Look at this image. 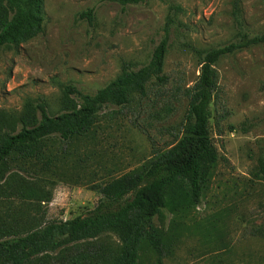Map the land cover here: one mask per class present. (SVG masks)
Returning <instances> with one entry per match:
<instances>
[{"label": "rangeland", "instance_id": "374dc122", "mask_svg": "<svg viewBox=\"0 0 264 264\" xmlns=\"http://www.w3.org/2000/svg\"><path fill=\"white\" fill-rule=\"evenodd\" d=\"M44 4V32L18 50L0 52V110L19 113L27 102L44 99L51 116L62 114L64 102H81L67 87L93 96L124 68L147 66L162 42L168 81L153 80L147 95H136L127 107L105 108L88 138L57 143L62 161L42 175L50 201L21 205L0 197V218L68 220L94 209L97 185L140 167L181 137L199 54L241 41L236 4L244 31L264 34V0H150L125 9L109 0ZM91 9L92 21L82 16ZM216 70L212 138L220 159L198 206L177 196L157 216L163 264H264V179L255 176L264 163V44L221 58ZM139 264H158L149 246Z\"/></svg>", "mask_w": 264, "mask_h": 264}, {"label": "trees", "instance_id": "16d2710c", "mask_svg": "<svg viewBox=\"0 0 264 264\" xmlns=\"http://www.w3.org/2000/svg\"><path fill=\"white\" fill-rule=\"evenodd\" d=\"M109 1L125 9L150 0ZM44 5V0H0V52L18 50L44 32ZM82 16L92 21L93 9ZM234 16L241 41L199 54L200 75L186 93L188 109L181 137L140 167L97 185L101 197L94 209L82 215L68 220L30 215L0 218V264H139L145 246L163 264L157 216L177 196L198 206L220 159L212 138L213 107L219 91L216 64L244 48L264 44V34L250 37L244 31L238 4ZM166 51L162 42L147 66L124 68L93 96L67 87L66 92L78 95L81 102H64L65 112L57 116L50 115L44 99L27 102L19 113L0 110V181H4L0 197L5 201L17 198L21 205L50 201L51 194L42 187L49 181L42 175L54 172L62 161L57 143L70 145L88 138L105 108H124L136 95L145 97L153 80L166 84ZM61 150L65 155L66 148ZM14 168L36 177L29 181L12 172ZM255 176L264 179L263 162Z\"/></svg>", "mask_w": 264, "mask_h": 264}]
</instances>
